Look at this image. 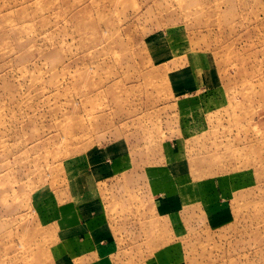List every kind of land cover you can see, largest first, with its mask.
Returning <instances> with one entry per match:
<instances>
[{
	"label": "rangeland",
	"instance_id": "rangeland-1",
	"mask_svg": "<svg viewBox=\"0 0 264 264\" xmlns=\"http://www.w3.org/2000/svg\"><path fill=\"white\" fill-rule=\"evenodd\" d=\"M167 246L264 264V0H0V264Z\"/></svg>",
	"mask_w": 264,
	"mask_h": 264
},
{
	"label": "crops",
	"instance_id": "crops-1",
	"mask_svg": "<svg viewBox=\"0 0 264 264\" xmlns=\"http://www.w3.org/2000/svg\"><path fill=\"white\" fill-rule=\"evenodd\" d=\"M168 246L164 248L165 250L162 253L157 254V255H154V257L156 258V261H158L159 259L161 261V259L163 258L165 260L164 261H161V263L162 264H168L169 258H171V256L174 254L173 252H171V250L169 249ZM159 247H161V246H159ZM159 247H157V248L159 249ZM159 257H161V258H159Z\"/></svg>",
	"mask_w": 264,
	"mask_h": 264
}]
</instances>
